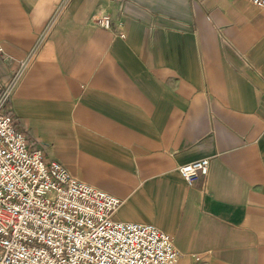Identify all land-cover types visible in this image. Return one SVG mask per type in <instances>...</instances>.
Masks as SVG:
<instances>
[{"label":"crops","instance_id":"crops-1","mask_svg":"<svg viewBox=\"0 0 264 264\" xmlns=\"http://www.w3.org/2000/svg\"><path fill=\"white\" fill-rule=\"evenodd\" d=\"M108 15L111 28L96 21ZM16 128L154 225L178 264H264V11L249 0H0ZM193 186L179 168L202 159Z\"/></svg>","mask_w":264,"mask_h":264},{"label":"built area","instance_id":"built-area-1","mask_svg":"<svg viewBox=\"0 0 264 264\" xmlns=\"http://www.w3.org/2000/svg\"><path fill=\"white\" fill-rule=\"evenodd\" d=\"M249 1L264 11V0ZM96 21L111 28L108 15ZM13 91L0 90V264H178L170 235L115 220L121 199L76 179L17 130ZM209 171L207 158L179 168L189 186Z\"/></svg>","mask_w":264,"mask_h":264}]
</instances>
